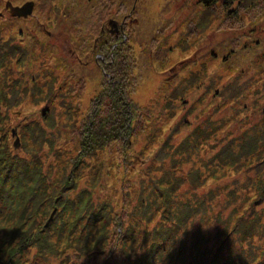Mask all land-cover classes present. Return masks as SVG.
<instances>
[{"label": "trees", "instance_id": "1", "mask_svg": "<svg viewBox=\"0 0 264 264\" xmlns=\"http://www.w3.org/2000/svg\"><path fill=\"white\" fill-rule=\"evenodd\" d=\"M215 1L201 3L207 8ZM8 40L0 35V264H29L35 250L45 259L60 254L61 264H73L74 260L62 258L65 249L95 261L108 240L110 250L114 247L113 253L120 257L138 239L144 251L131 260L116 258L121 264H264V249L257 248L264 244V211L256 209L264 205V125L254 124L222 142L213 139L207 146L219 145V149L210 160L212 155L199 153L203 136L210 134L208 126L200 130L197 125L176 144L168 141L171 131L155 153L161 166H154L147 182L141 174L132 180L127 167L123 182L136 189L137 195L131 197L124 190L119 210L114 212L112 204L95 200L79 182L83 181L82 170L90 164H107L110 147L127 150L133 143L134 117L139 110L128 90L133 85V53L124 58L120 44L108 46L104 41L92 48L95 54L104 52L109 60L97 58L103 69L102 88L89 98L81 119L71 123L65 138L66 124H61L59 162L55 141L42 124L53 120L54 108H44L39 120L25 111L29 88L12 80L10 65L16 44ZM18 50L21 56L26 52L21 46ZM52 95L49 91L44 97ZM79 95L82 104L83 94ZM12 125L22 137L19 146L11 141ZM68 143L74 146L70 156L62 154ZM45 146L52 148L46 169L42 156L33 153L36 148L42 152ZM194 152L199 169L179 168L182 172H178L177 166L189 161ZM167 159L172 171L164 169ZM243 162L245 167L240 168ZM227 166L239 175L221 179L214 190L201 192L205 179ZM181 185H185L182 191ZM245 243L251 254L250 249L246 254Z\"/></svg>", "mask_w": 264, "mask_h": 264}, {"label": "rangeland", "instance_id": "2", "mask_svg": "<svg viewBox=\"0 0 264 264\" xmlns=\"http://www.w3.org/2000/svg\"><path fill=\"white\" fill-rule=\"evenodd\" d=\"M8 1L22 5L27 0H0V12L4 14L0 17V35L16 44L10 65L15 77L12 80L29 88L23 108L31 118L39 120L44 108H54L53 120L42 124L46 135L55 141L59 162L61 124H66L62 135L65 138L71 123L81 119L89 98L102 88L103 69L97 57L104 56V52L96 55L92 51L94 44H120L124 58L133 53V85L128 90H132L131 97L139 107L134 117L133 143L127 150L110 147L107 164H90L82 170L83 181L79 182L95 200L112 204L114 212L119 210L124 190L131 197L137 195L136 189L123 182L127 167L132 180L141 174L147 182L154 166L160 165L155 153L171 131L174 133L168 141L176 144L197 125L200 130L208 126L210 134L202 135L205 138L199 153L204 157L212 155L207 159L210 160L219 149V145L211 149L207 146L213 139L221 138L222 142L254 124L264 125V0H219L207 8L201 0H60V5L59 0L51 5L49 0H32L36 3L34 16L26 18L10 17L5 9ZM111 20L119 26L123 22L124 33L120 31L114 38L111 34L100 36L101 28H110ZM18 46L25 48L23 56ZM102 61L109 62L106 57ZM49 91L53 94L50 99L44 97ZM79 92L83 94L82 104ZM14 126L11 141L15 145L16 139L20 143L22 137ZM51 149H33L42 156L45 169L52 159ZM73 149V144L68 143L62 154L70 156ZM197 157L196 152L189 155V161L177 166L178 172H182L179 168L198 170ZM243 167L244 162L240 165ZM166 168L172 171L168 159ZM235 175L239 172L232 166L224 167L222 172L218 168L214 176L205 179L201 192L214 190L222 184L221 179L226 181ZM180 188L182 191L185 185ZM261 207L264 205L258 204L256 209L263 212ZM111 244L108 240L95 261L76 257L69 249L62 258L74 260L73 264H121V260L134 259L144 251L138 239L118 257L114 247L110 250ZM243 247L247 255L251 254V247L247 248L246 243ZM257 248L264 249V244ZM60 258L59 254L45 259L35 250L29 255V264H61Z\"/></svg>", "mask_w": 264, "mask_h": 264}, {"label": "flooded vegetation", "instance_id": "3", "mask_svg": "<svg viewBox=\"0 0 264 264\" xmlns=\"http://www.w3.org/2000/svg\"><path fill=\"white\" fill-rule=\"evenodd\" d=\"M28 1V0H27ZM219 0H216L215 2L217 3ZM34 2V10H35V7H36V3H35V1H33ZM54 2V0H49V2H48V4L49 5H51L52 3ZM225 2H227V3H229V1L228 0H223V3H225ZM12 3V2H11ZM214 3V2H213ZM213 3H211V4H213ZM58 4L60 5V0H59V2H58ZM207 5H208V3H206ZM210 4V5H211ZM13 5H15V6H19L20 4H18V3H14ZM34 10H33V13H34ZM2 15H4L2 12H0V17H2ZM31 16H34L33 14L31 15ZM38 15H36L35 16V18H36V20L38 21V17H37ZM10 17H12V16H10ZM16 18H18V17H16ZM113 21H115V22H113ZM108 24H110V28H108V27H102L101 28V31H100V34L101 35H103V36H106V35H109V34H111V32H110V29H111V26L114 28L113 30H114V33H115V37H116V35H118V33L120 32V31H122L123 33H124V24H123V22H122V24L119 26L118 25V23H117V21L116 20H111V22L109 23V21H108ZM107 26V25H106ZM49 34V33H48ZM110 37L112 38V35H110ZM108 40V39H107ZM95 41H96V39H95ZM104 43H105V41H104ZM46 44V47H50L51 45L50 44H47V43H45Z\"/></svg>", "mask_w": 264, "mask_h": 264}, {"label": "water", "instance_id": "4", "mask_svg": "<svg viewBox=\"0 0 264 264\" xmlns=\"http://www.w3.org/2000/svg\"><path fill=\"white\" fill-rule=\"evenodd\" d=\"M33 1H26L21 6H14L10 1L6 2L5 9L9 12L11 16L27 17L33 12ZM114 22V21H113ZM15 145L19 146V139L15 141Z\"/></svg>", "mask_w": 264, "mask_h": 264}]
</instances>
